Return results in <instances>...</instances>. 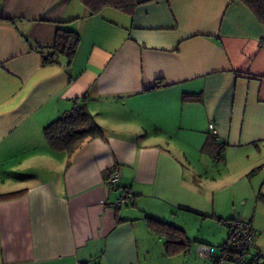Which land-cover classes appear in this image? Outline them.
<instances>
[{
	"label": "crops",
	"instance_id": "1",
	"mask_svg": "<svg viewBox=\"0 0 264 264\" xmlns=\"http://www.w3.org/2000/svg\"><path fill=\"white\" fill-rule=\"evenodd\" d=\"M60 21L75 55L43 65L24 37L50 44ZM82 97L102 133L50 149L44 126ZM233 217L264 258V23L246 5L1 0L0 264H216Z\"/></svg>",
	"mask_w": 264,
	"mask_h": 264
},
{
	"label": "trees",
	"instance_id": "2",
	"mask_svg": "<svg viewBox=\"0 0 264 264\" xmlns=\"http://www.w3.org/2000/svg\"><path fill=\"white\" fill-rule=\"evenodd\" d=\"M78 1L88 9L90 14H98L104 8H113L122 13L133 15L137 6L150 2H158L160 0ZM231 1L242 2L254 14L259 22L264 23V0ZM24 40L31 50L40 53L43 65H50L57 64L60 56L66 57L68 62H70L75 55L80 36L77 32L65 28L63 26V21H60L54 40L50 44H30L25 37ZM83 98L84 97L81 99H74L73 106L69 110L63 112L56 119L44 126L43 136L50 149L72 153L84 140L96 137L102 133L101 127L88 112ZM148 224L157 232H166L168 237L167 244L176 243L179 246H184L188 243L183 231L174 225L153 218L149 219Z\"/></svg>",
	"mask_w": 264,
	"mask_h": 264
},
{
	"label": "built area",
	"instance_id": "3",
	"mask_svg": "<svg viewBox=\"0 0 264 264\" xmlns=\"http://www.w3.org/2000/svg\"><path fill=\"white\" fill-rule=\"evenodd\" d=\"M210 128L214 133L213 125ZM120 173L116 167L109 172L108 182L116 186L119 182ZM128 193H122L114 205L126 202ZM228 227L227 239L218 246H210L208 252L216 264H264L259 252L255 248L256 233L248 220L241 217H233L226 222Z\"/></svg>",
	"mask_w": 264,
	"mask_h": 264
},
{
	"label": "rangeland",
	"instance_id": "4",
	"mask_svg": "<svg viewBox=\"0 0 264 264\" xmlns=\"http://www.w3.org/2000/svg\"><path fill=\"white\" fill-rule=\"evenodd\" d=\"M105 11V10H104ZM103 13V12H102ZM105 13V12H104ZM105 15V14H104ZM215 244V243H214ZM221 244V243H220ZM219 244H215L214 246H218ZM210 256V254H209ZM224 264H231V263H224Z\"/></svg>",
	"mask_w": 264,
	"mask_h": 264
}]
</instances>
